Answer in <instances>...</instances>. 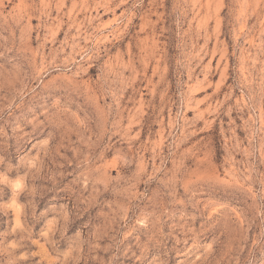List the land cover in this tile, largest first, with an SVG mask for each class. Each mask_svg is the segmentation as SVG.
<instances>
[{"label": "rangeland", "instance_id": "rangeland-1", "mask_svg": "<svg viewBox=\"0 0 264 264\" xmlns=\"http://www.w3.org/2000/svg\"><path fill=\"white\" fill-rule=\"evenodd\" d=\"M0 264H264V0H0Z\"/></svg>", "mask_w": 264, "mask_h": 264}]
</instances>
